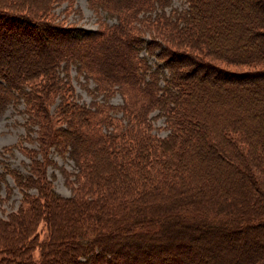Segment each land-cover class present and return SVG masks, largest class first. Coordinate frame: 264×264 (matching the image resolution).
Here are the masks:
<instances>
[{
  "label": "trees",
  "instance_id": "16d2710c",
  "mask_svg": "<svg viewBox=\"0 0 264 264\" xmlns=\"http://www.w3.org/2000/svg\"><path fill=\"white\" fill-rule=\"evenodd\" d=\"M63 1L0 0V114L22 104L27 137L39 130L38 151L4 147L30 162L0 171V203L21 193L0 216V264H206L212 240L224 255L212 264H264L263 241L226 251L232 231L264 237V0H186L168 13L171 0H98L118 19L108 33L56 20ZM140 11L165 38L127 25ZM71 65L94 80L89 104ZM116 91L122 102L107 103ZM50 152L73 162L59 167L68 196Z\"/></svg>",
  "mask_w": 264,
  "mask_h": 264
},
{
  "label": "rangeland",
  "instance_id": "374dc122",
  "mask_svg": "<svg viewBox=\"0 0 264 264\" xmlns=\"http://www.w3.org/2000/svg\"><path fill=\"white\" fill-rule=\"evenodd\" d=\"M186 4V0H171L170 5L166 7V11L168 13L173 8L181 10L182 8L186 7ZM108 8L109 7H107L106 5H102L98 0H64L63 2L54 4L52 8V13L56 20L61 21L65 25H74L77 27H83L91 30L100 29L102 32L108 33L109 28L114 27L118 24V19L116 15L109 12V10H107ZM153 19L154 11H140L138 14H136V17L134 19L127 20V25L129 27H132L134 32H138V34L140 35L143 34L145 39L150 38V33H152V35L165 38L166 35L165 33H163V31L166 29L163 27V24H154ZM169 40L172 43H175V41L171 40V38H169ZM143 50H141L139 54L140 56H142V54H145ZM154 61L155 60L153 57H149L150 63L153 64ZM69 74L71 77L72 86L75 89V94L78 99V102L89 104L90 101L93 99V96L89 90L94 91V80L90 77L86 79L84 73L78 72V67L76 65H71L69 67ZM161 84L163 83L161 82ZM121 97V94L116 91L113 92L111 96H108L105 101L109 104L116 105L122 102ZM96 100L102 101L101 95L96 97ZM23 109L24 106L22 104H18L17 108H15L13 105H10L5 109L2 114H0V171H2L3 166L7 164L23 173H27L29 169L28 164L30 161L24 153L15 148L13 149V153L11 154L4 151V147L14 145L16 147L25 146L28 149H36L37 151L39 150V143L37 140L39 131L38 126L33 124V130L29 132L30 138H28L27 129L24 125L27 118V114L23 111ZM155 114L156 111L152 112L150 115L154 116ZM152 123L155 127L154 131L158 135L164 136L167 133V131L163 129L165 125L163 116H159L157 118L152 119ZM49 150L52 151V149ZM40 155H42V153H38V156ZM49 155H51L53 160H55L57 163L56 166H48V174L50 178L51 174L54 173V176L52 178L54 188L61 195L68 196L70 195V188L68 187L69 184L66 183L64 177L62 176L59 170V167L62 166L68 171H73V162L68 158H61L56 153L50 152ZM8 181L10 185H13V182L10 177H8ZM239 187L243 188V185L241 184ZM0 193L2 197H5L6 191L4 186L2 187ZM20 200L21 193L17 188H14L11 197L5 200L4 202L0 203V216L6 217V214H8L9 212L17 210L20 204ZM167 221H171L170 225H174V227L178 225L175 222H172L171 219H168ZM193 233L195 235L198 233L200 234L199 238L197 239V241L199 242L202 240L205 241L204 239L206 237H209L206 234L207 231L203 228H197ZM243 237L249 238L245 241V243H250V249L247 251L248 254L256 253L259 250V247L263 246L260 244V242H264V237L262 235H257L255 233V229L247 230L244 232L232 231L227 236L230 243L232 242V244L229 243L226 247L227 253H237L238 249L242 245L241 242ZM217 243L218 242H215V240H212L210 244L211 246L207 248L209 262L206 264H212V261L221 262L224 258V255H221L220 251H218ZM257 243H259V245L258 247H256V252H253L252 248ZM34 255L37 256V251L34 253ZM226 264L233 263L232 261H229Z\"/></svg>",
  "mask_w": 264,
  "mask_h": 264
}]
</instances>
